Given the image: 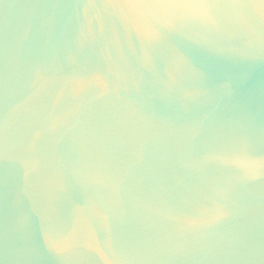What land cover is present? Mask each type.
Masks as SVG:
<instances>
[{
	"label": "water",
	"instance_id": "95a60500",
	"mask_svg": "<svg viewBox=\"0 0 264 264\" xmlns=\"http://www.w3.org/2000/svg\"><path fill=\"white\" fill-rule=\"evenodd\" d=\"M0 264H264V0H0Z\"/></svg>",
	"mask_w": 264,
	"mask_h": 264
}]
</instances>
